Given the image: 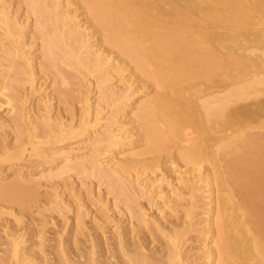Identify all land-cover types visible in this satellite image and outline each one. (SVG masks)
Here are the masks:
<instances>
[{
	"label": "bare ground",
	"instance_id": "obj_1",
	"mask_svg": "<svg viewBox=\"0 0 264 264\" xmlns=\"http://www.w3.org/2000/svg\"><path fill=\"white\" fill-rule=\"evenodd\" d=\"M3 108L0 166L28 151L42 158L28 167L49 165L0 185V264H187L202 193L198 261L264 264V0H0ZM84 135L97 147L63 143ZM94 179L117 210L94 195L103 213L85 234ZM34 207L73 214L52 249L43 226L26 231Z\"/></svg>",
	"mask_w": 264,
	"mask_h": 264
},
{
	"label": "rangeland",
	"instance_id": "obj_2",
	"mask_svg": "<svg viewBox=\"0 0 264 264\" xmlns=\"http://www.w3.org/2000/svg\"><path fill=\"white\" fill-rule=\"evenodd\" d=\"M22 7H23V9H22ZM26 7H24V6H21V9L24 11H27L26 9H25ZM24 12H21V14H23ZM27 14V13H26ZM26 14H23V16H22V19H23V17H27L28 15H26ZM29 18V17H28ZM33 18H31V16H30V19H28L29 21H31ZM24 20H27V18H25ZM32 23L34 22V21H31ZM32 23H30V26H31V28H32V26H34ZM33 29V28H32ZM91 30H94V29H91ZM32 34V33H31ZM97 35V34H96ZM97 38V37H96ZM95 38V39H96ZM39 42V41H38ZM37 42V43H38ZM39 48H40V45L37 47V50H39ZM36 50V52L38 53V52H40V51H37ZM38 55L40 56V54L38 53ZM38 60V59H37ZM39 60H40V58H39ZM127 71V70H126ZM126 74L128 75V74H130V72L129 71H127L126 72ZM131 75V74H130ZM130 75L128 76V77H130ZM40 77V76H39ZM133 78V77H132ZM92 79V78H91ZM93 80V79H92ZM48 83L50 82L49 80L47 81ZM119 82V81H118ZM117 84V83H116ZM118 85H119V83H118ZM78 87V86H77ZM79 88V87H78ZM78 88H77V90H78ZM53 88H51V89H49V90H52ZM152 89V88H151ZM150 89V90H151ZM80 90H82L81 88H80ZM149 90V91H150ZM98 92V89H95L94 88V90H93V92L91 93L92 95L91 96H94L93 97V101H95V100H97V93ZM142 96L141 97H139V100H146L145 99V96H146V91H145V93H144V90H142ZM144 93V94H143ZM94 94H96V95H94ZM152 94V93H151ZM144 95V96H143ZM140 96V95H139ZM148 96H150V95H148L147 94V98H148ZM143 97H144V99H143ZM140 98H142V99H140ZM32 100V99H31ZM30 100V101H31ZM139 100H138V102H139ZM75 103V102H74ZM55 104H57L56 103V101H55ZM58 104H59V102H58ZM57 104V106H61L62 108H63V105H61V104H63V103H60V105H58ZM76 104H77V106H76ZM97 104V103H96ZM65 105V104H64ZM75 106H76V108H80V106H81V104H79V103H75ZM55 107H56V105H55ZM57 108V107H56ZM64 108H67V107H64ZM4 110V108L3 109H1L0 111V113L3 115V111ZM7 110V109H6ZM8 111V110H7ZM109 112L110 111V109H106V111H105V113L106 112ZM5 114L4 115H6V111L4 112ZM65 113V112H64ZM107 115H109V113H107ZM112 115V113L110 112V115L109 116H111ZM109 116H107V118L109 117ZM105 118V117H104ZM111 118V117H110ZM107 120V119H106ZM105 119L103 120V123H104V121H106ZM128 125V124H127ZM130 125V124H129ZM128 127V126H127ZM89 137H91V136H93V138H94V135H91V134H87ZM91 135V136H90ZM83 137V138H82ZM89 137H86V135H84V136H81L80 138L79 137H77L76 139H69V140H67V142L65 141V142H63L64 143V145L66 146V147H70V148H75V147H77V148H82V149H84V147H85V145H88L87 143L89 142V145H90V142H91V138H89ZM136 137H138V135L136 136ZM85 138H86V140H85ZM89 138V139H88ZM90 140V141H89ZM86 142V143H85ZM85 145H84V144ZM93 143V141L91 142V144ZM62 145V144H61ZM84 146V147H82V146ZM93 145V144H92ZM96 147H97V145L96 144H94ZM128 145H130L131 146V144H128ZM128 145H126V150L128 149ZM91 146V145H90ZM90 146H88V148H85V150L83 151V154L85 153V156L87 155V153L90 155V154H92V153H90L89 152V150L91 151L92 149H90L89 147ZM95 146H91V147H95ZM128 146V147H127ZM30 147V146H29ZM136 146H134L133 147V145H132V147H129V150H132V148H133V150L136 152V149H134ZM124 148H121V150H123ZM137 148V151H138V149L140 148H138V147H136ZM32 148H29V150H31ZM88 149V150H87ZM124 149V150H125ZM82 151H81V153H82ZM87 151V152H86ZM140 151V150H139ZM29 152V151H28ZM26 153L25 154V156H24V158L23 159H26L25 161L23 160H21V161H17V160H19V159H15V161H7V162H5L6 164H3V165H1L0 166V168H1V173H0V185L1 184H6L7 182H11L10 180L13 178V179H15L14 177H16V179H17V177L19 176V175H21V174H23V175H21V177H25V179H27V177L30 179H32V178H34L35 177V179H37L38 178V175H37V173L39 172V171H43V170H41V169H46L47 167H48V165L49 164H46L47 165V167H46V165H44L45 166V168L43 167V163L41 164V165H34L33 167H38L39 166V168H38V170L35 168V169H33L32 167H30L36 160H38L39 162L41 161L42 162V158L39 160V159H32V164L30 163L31 161V159L29 160V156H31V154H33V153H31V151L29 152V153H31V154H29V153ZM92 152V151H91ZM115 152H118L117 150L115 151ZM130 152H132V151H130ZM173 152H176V151H173ZM126 153V152H125ZM129 153V152H128ZM88 155V156H89ZM108 155H109V153H108ZM26 156H27V158H26ZM106 157H107V155H105ZM104 156V157H105ZM32 157V156H31ZM103 157V158H104ZM105 157V160H107V158ZM110 157V156H109ZM33 158H36V156L35 157H33ZM35 160V161H34ZM104 159H103V161H105ZM11 162V163H10ZM40 162V163H41ZM37 163V162H36ZM40 163H38V164H40ZM31 164V165H30ZM5 165V166H4ZM25 165H27V166H25ZM28 165H30L29 167H28ZM3 166V167H2ZM24 167V168H23ZM31 169V172L30 171H26L27 169ZM42 167V168H41ZM197 167V168H196ZM41 168V169H40ZM193 168V167H192ZM3 169V170H2ZM22 169H25V170H22ZM18 170H22V172L23 173H21V174H18ZM32 170H35V171H32ZM37 170V171H36ZM182 172H179V174L180 173H183V170H181ZM25 172V173H24ZM198 172L202 175V174H205V172H206V167H205V164H200V165H198V166H195L194 167V170L193 171H191L190 172V176L191 175H193V174H196V175H193V177L191 176V178H200L201 177V175L200 174H198ZM202 172V173H201ZM20 173V172H19ZM36 173V174H35ZM193 173V174H192ZM17 174V175H16ZM171 174H173V173H171ZM176 174H178V173H176ZM16 175V176H15ZM24 175H26V176H24ZM27 175H30V176H27ZM174 175V174H173ZM187 174H185L184 173V177H189V174H188V176H186ZM20 177V176H19ZM73 178H75V177H73ZM77 179H78V177H76ZM74 179V180H76V182L74 183V186L76 185H78V184H81V180L80 179ZM23 180H24V178H23ZM33 180V179H32ZM13 181V180H12ZM77 181H80L79 183H77ZM94 181V182H93ZM93 181H85L86 182V184L88 185V183H90V182H92L93 183V186L92 187H94V189H93V192L95 193V194H91L92 196H93V198H91L92 196H86L87 198H89V199H86L85 197H84V200L86 199V201L85 202H87L86 203V205L87 204H89V205H87V207L88 208H90V210L89 211H92L93 213L91 214V212L89 213V216L88 217H85L84 218V220H83V222H85L86 223V226H85V228L83 227V226H81V227H83V231H84V233L85 234H87L88 233V226L90 227V225H91V227H92V221L90 220V219H92L94 216H97V215H99V214H102V213H99V210H98V207L97 206H100L99 205V201H97V199L100 197H102L101 199H103L104 201H105V199H106V201H108V203L110 204L109 206L111 207V210L112 211H116L117 210V208L115 209V207L117 206L116 205V201H114V197L115 196H113L116 192L114 191V193H113V191H112V193L113 194H111L110 192L108 193V191L109 190H111V188H109L110 186H107V184H105L106 182H98V180H96V179H94ZM107 183H109V182H107ZM39 184L41 185V187H39L38 185V188L40 189H37V191L39 192V193H41V194H43V198L44 197H46L47 195H45L44 196V193L45 194H49V195H51V192L49 191L50 190V188L48 187L47 188V186L45 187V185H44V187L42 186L43 184L42 183H40L39 182ZM86 185V186H87ZM101 185V186H100ZM109 185H110V183H109ZM75 186V187H76ZM78 186H80V185H78ZM78 186L76 187V188H78ZM81 186H84V188H85V185H83V184H81ZM100 186V187H99ZM80 188V187H79ZM78 188V189H79ZM48 189V190H47ZM82 189H83V187H82ZM187 190H183V197H185V203H187V201L186 200H188L187 198H189V196L185 193V191H187V193H188V188H186ZM80 191H82L81 193L84 195V194H86V193H84V191H88L87 190V188L85 189V190H81V189H79ZM203 190V189H202ZM52 191V190H51ZM49 192V193H48ZM167 192V191H166ZM38 193V194H39ZM88 193H90L89 191H88ZM87 193V194H88ZM40 194V195H41ZM97 194V196H99L97 199L94 197V195H96ZM110 194V195H109ZM184 194H185V196H184ZM48 195V197H47V199L50 197ZM89 195V194H88ZM147 195H150V194H147ZM42 196V195H41ZM188 196V197H187ZM73 197V196H72ZM71 197V198H72ZM201 197H202V199H201ZM204 197V193H202L199 197H197V200H196V202L199 204L198 205V207L196 208V214H197V212H201V213H198L197 214V218L195 219L194 218V220H198V224H197V227H195L198 231H196V230H192L188 235H187V242H186V246H185V249H186V251L185 252H187V255H188V259L189 260H187V261H189V262H187V264H199L200 263V261H201V259L204 257V252H202L201 250L204 248V240L203 239H201L202 237H199V236H201V234L203 235V233H204V231L206 230V226H205V222L203 221V219H204V217H205V214L204 213H202L204 210H203V208H206L205 206V204H206V202H207V200H205V198H203ZM99 198V199H100ZM114 198V199H113ZM147 198V197H146ZM146 198H144L143 200H142V204H144V207H145V210L146 211H151V212H149V213H151V215H154V214H157L156 213V211H157V207H154V208H150L149 207V204H147V201L149 200L148 198V200L146 199ZM72 199H74V198H72ZM200 199V201L198 202V200ZM44 200H46V199H44ZM94 200H96L97 201V203H96V201H94ZM144 200H145V202H144ZM147 200V201H146ZM157 200V199H156ZM205 200V201H204ZM48 201V200H47ZM184 201L182 202V203H184ZM190 201V198H189V200H188V202ZM135 203V202H134ZM146 203V204H145ZM148 203H149V201H148ZM182 203L180 204V203H178V204H180V205H182ZM184 203V205H187V204H185ZM116 205V206H115ZM146 205H148V206H146ZM179 205V209L180 210H178V207H174V210L176 209V211H178V214H177V212H176V215H178V217H179V219H180V221H178V222H181V221H183V218L182 217H184V211H185V209L183 208V206L181 207ZM201 205V206H200ZM205 205V206H204ZM147 207H149V208H147ZM184 210H183V209ZM103 209V208H102ZM101 208H100V211H104V210H102ZM150 209V210H149ZM119 210V209H118ZM182 210V211H181ZM198 210V211H197ZM201 210V211H200ZM203 210V211H202ZM31 211H33L31 214H30V216L27 218L26 217V220H25V225H26V227H25V225L23 224V226L25 227V228H27L26 229V231L28 232V230L30 231V230H33V229H35V228H37L38 226H41V228H45V231L47 232L46 233V236H44L45 238V242H46V244L47 245H45V248H46V246L49 248V249H52V247H53V245L55 246L56 245V241H57V239H54V238H56V236L59 234V232L60 231H57V230H63V227L62 226H64L63 224H64V222H65V224H66V217H69L70 218V227H71V225H72V216H73V214L72 213H69L68 215H65V216H59V215H57L56 213H53L52 211H48V210H42L43 211V213H37L36 211V208L34 207V209L32 208L31 209ZM111 211V212H112ZM152 211H153V213H152ZM154 211H155V213H154ZM113 212V213H114ZM99 213V214H98ZM180 213V214H179ZM111 214V213H110ZM168 214H169V212H168ZM171 214V213H170ZM169 214V215H170ZM172 214H174V211H173V213ZM200 214V215H199ZM20 215H21V213H20ZM23 215V214H22ZM90 215H92V216H90ZM112 215H115V214H112ZM7 217V216H6ZM5 217V218H6ZM65 217V218H64ZM199 218H201V219H199ZM203 218V219H202ZM33 219V220H32ZM178 219V220H179ZM182 219V220H181ZM8 221H11V223H13L14 222V224H15V221H14V218L13 217H11V216H9L8 217V219H7ZM24 220V219H23ZM184 220H186L185 219V217H184ZM188 220V219H187ZM50 221H53V222H56V223H54V224H51V223H53V222H51L50 223ZM200 221V222H199ZM21 222H23V221H21ZM202 222H204V223H202ZM11 223H10V225H11ZM32 224V225H31ZM34 224H36L37 225V227H34V226H36V225H34ZM45 224V225H44ZM30 225V226H29ZM53 225H57V226H53ZM30 228H28V227ZM32 226H33V228H32ZM43 226V227H42ZM59 226V227H58ZM199 226V227H198ZM0 227H1V224H0ZM19 227V226H18ZM60 227H62L61 229H60ZM90 227V228H91ZM205 227V228H204ZM3 228V226L0 228V240H1V238H3V236H4V234H3V232H2V229ZM40 228V227H39ZM72 228V227H71ZM201 228V229H200ZM24 229V228H23ZM38 229V228H37ZM57 229V230H56ZM200 229V230H199ZM42 230H44V229H42ZM195 231V232H194ZM201 231H203V233L201 232ZM193 232V233H192ZM56 233H57V235H56ZM201 233V234H200ZM3 236H2V235ZM2 236V237H1ZM27 236V235H26ZM64 236H66V238H67V236H69V237H71L70 239L71 240H73V239H77L78 237H75V234L74 233H71V234H65ZM28 237H30V236H28ZM189 239V240H188ZM201 239V240H200ZM33 240V239H32ZM47 240V241H46ZM56 240V241H55ZM34 241L36 242V238H34ZM1 242V241H0ZM30 243H31V241H29ZM188 247V248H187ZM48 248H46L47 250H48ZM202 248V249H201ZM189 249V250H188ZM189 251V252H188ZM201 251V252H200ZM203 251H204V249H203ZM193 256H192V255ZM197 255H200V256H197ZM191 256V257H190ZM196 256V258H192V257H195ZM201 256H203V257H201ZM199 258V259H198ZM201 258V259H200ZM191 259V260H190ZM193 259V260H192ZM195 259H197V260H195ZM198 260H200V261H198ZM204 260H205V257L202 259V262H204ZM193 261V262H192ZM200 264H202V263H200Z\"/></svg>",
	"mask_w": 264,
	"mask_h": 264
}]
</instances>
